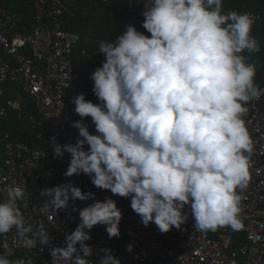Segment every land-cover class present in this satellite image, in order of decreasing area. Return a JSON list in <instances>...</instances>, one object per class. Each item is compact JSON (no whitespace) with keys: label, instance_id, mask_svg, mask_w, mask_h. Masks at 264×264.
Wrapping results in <instances>:
<instances>
[{"label":"clouds","instance_id":"9594fccd","mask_svg":"<svg viewBox=\"0 0 264 264\" xmlns=\"http://www.w3.org/2000/svg\"><path fill=\"white\" fill-rule=\"evenodd\" d=\"M143 6L141 27L150 36L129 24L99 43L104 60L89 77L99 102L82 93L69 99L81 118L70 125L78 138L61 145L53 137L54 157L68 153L65 177L84 174L98 189L129 198L143 226L155 224L161 234L182 230L189 213L201 233L240 230V193L249 185L253 151L244 117L248 103L264 94L256 65L243 54L260 51L251 34L257 18L225 13L223 0H144ZM39 196L54 215L76 200L94 202L72 207L79 223L64 246H55L46 225L21 211L24 189L8 186L0 201L5 250L14 232L26 249L47 246L55 264H89L93 249L85 242L94 226H104L109 239L120 237L122 212L111 197L100 201L71 180ZM100 252L98 264H121L111 249ZM0 264L13 262L0 254Z\"/></svg>","mask_w":264,"mask_h":264},{"label":"built area","instance_id":"2783aa9c","mask_svg":"<svg viewBox=\"0 0 264 264\" xmlns=\"http://www.w3.org/2000/svg\"><path fill=\"white\" fill-rule=\"evenodd\" d=\"M110 1L32 0L27 25L23 15L13 12L0 0V120L7 119L13 110L20 118L22 107L29 106L27 119L32 135V140L27 142L8 131L3 134L0 201L6 199L8 186L22 187L24 197L18 202L21 211L46 225L55 246H64L66 234L79 223L78 211L73 212L72 207L79 210L94 201L70 202L68 209L54 215L44 204L45 198L39 196L42 188L71 180L74 186L94 193L100 201L106 197L114 199L122 212L120 237L109 239L104 226H94L90 230L91 239L85 242L93 249L89 264L92 261L98 264L102 248L111 249V254L123 264H264V94L248 103L244 117L253 151L248 168L249 185L240 193L239 218L243 225L240 230L225 227L201 233L193 229L194 220L189 213L182 230L173 228L161 234L155 224L143 226L131 209L129 198L98 189L87 175L64 176L70 156L64 153L63 159L55 158L52 138L61 145L75 143L78 138V131L70 125L81 118L73 111L69 99L82 93L86 100L99 102L77 87L79 69L74 62L75 51L81 55L87 51L80 47V33L69 29L67 20L77 17L83 2L93 9ZM123 1L126 25H134L145 33L141 27L144 0ZM223 10L251 13L257 18L253 26L262 27L263 16L247 0H223ZM125 30L124 27L121 34ZM5 84L16 90L13 98L4 99ZM258 87L264 89V84ZM84 122L89 125L90 134H96L91 119L84 118ZM6 238L9 249L3 248L4 237H0V254L13 264H55L47 246L26 249L18 243L14 232H9ZM129 244L133 246L131 252L126 251Z\"/></svg>","mask_w":264,"mask_h":264},{"label":"crops","instance_id":"0c3cea01","mask_svg":"<svg viewBox=\"0 0 264 264\" xmlns=\"http://www.w3.org/2000/svg\"><path fill=\"white\" fill-rule=\"evenodd\" d=\"M247 1L252 9L258 11L263 16L262 27L255 28L253 26L251 33L259 42L260 51L250 55L247 52L243 53L244 55L248 56L249 62L256 65V76L254 79L256 84L259 86L264 84V0ZM2 3L6 7H11L15 10L18 5V0H2ZM124 17L125 7L123 0H111L109 3L103 4L100 7L93 9L88 8L86 3L83 2L78 17L73 21H68L67 23V27L69 29L80 33V47L85 48L87 51L86 55H81L78 51H75L74 62L79 69V81L77 83V87L86 91L90 96L95 95L92 92L93 82L89 77L104 60L103 54L99 53L98 51L99 43L101 41L114 40L118 36L117 29L125 23L123 19ZM29 20L30 15L28 16V19H25L27 25ZM80 74L82 76H80ZM80 80L82 81L81 83ZM9 86H6L7 90L5 95H7L8 98H13V96H15L16 90L13 89L12 85L9 84ZM24 103L27 102L24 101ZM29 109V106H23L21 112L23 113L24 110ZM14 113L17 112L13 110L10 116H13L12 114ZM2 125H6L5 120H0V135L4 130L1 128ZM1 146L2 141L0 139V159L2 153Z\"/></svg>","mask_w":264,"mask_h":264},{"label":"trees","instance_id":"16d2710c","mask_svg":"<svg viewBox=\"0 0 264 264\" xmlns=\"http://www.w3.org/2000/svg\"><path fill=\"white\" fill-rule=\"evenodd\" d=\"M31 1L32 0H18V5H17L15 10L13 8H11V7H10L11 9L9 7L8 8L10 10L13 9L14 10V11L12 10L13 12L16 11L15 13H17V14H20V13L23 14L25 19H28V16H29V7L28 6L31 3ZM77 17H78V15H77ZM76 18L68 19L67 23H68V21H73ZM123 19H124L125 23L122 24L120 26V28L117 29V35L118 36L121 34V32H122L123 28L125 27V25L128 24L127 17L125 16ZM144 34L147 35V32H145ZM6 86H9V84H5V87ZM6 90H7V88H6ZM7 98H8V96L5 95L4 99H7ZM28 112H29L28 110H24L23 113L21 114L20 118H18L17 113H14V114H12L13 116H10L8 119H5L6 125H4V126L2 125L1 126V128L4 129L3 132H1V135H0V139L2 141V144H3V134H4L5 131H8L9 133H11V135L13 137H16V138H18L20 140H24V141H27V142H30L32 140V135H31V132H30V129H29V122H28V119H27ZM1 148H2V146H1Z\"/></svg>","mask_w":264,"mask_h":264},{"label":"rangeland","instance_id":"374dc122","mask_svg":"<svg viewBox=\"0 0 264 264\" xmlns=\"http://www.w3.org/2000/svg\"><path fill=\"white\" fill-rule=\"evenodd\" d=\"M147 35H148V36H150V34H149V33H147ZM80 76H82V75L80 74ZM81 82H82V81L80 80V83H81ZM121 264H123V263H121Z\"/></svg>","mask_w":264,"mask_h":264}]
</instances>
